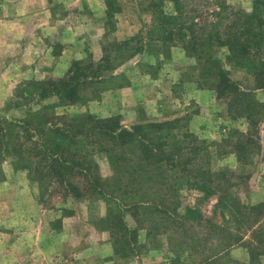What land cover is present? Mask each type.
<instances>
[{"label": "rangeland", "instance_id": "374dc122", "mask_svg": "<svg viewBox=\"0 0 264 264\" xmlns=\"http://www.w3.org/2000/svg\"><path fill=\"white\" fill-rule=\"evenodd\" d=\"M115 1L114 6L118 5L120 11L123 7L134 11L130 17L134 35L128 38V45H120L128 39L116 31L114 13L107 20L105 34L100 37L98 33L92 38L102 44L101 48L92 43L90 53L88 51L81 60L85 64L92 60L96 66L104 56L109 58L99 68L100 78L93 79L92 85L83 93L88 101L56 108L55 113L91 114L100 119L117 117L127 129L137 124L182 119L183 130L203 141L206 153L192 167L191 173H184L180 167H166V184L174 192H168L167 185L162 187L164 191L160 186L153 187L159 190L155 194L150 192V199L144 204L149 209L143 212L145 223L141 226L134 219L133 199L124 186L128 179L124 171L121 172L120 187L114 190V204L88 196L74 200L62 191L53 195L47 180L42 181L44 186H39L26 169L17 166V162L1 158L0 182L6 179L4 174L10 170L25 174L26 180L10 178V186L6 184L4 192L0 191V264H134V259L140 260L141 264H206L204 261L229 242V238H242L243 241L231 248L222 260L216 257L215 264H264V217L258 220L251 210L264 204V107L259 109L255 125L248 126L245 119L236 118L227 99L218 98L212 87L214 79L207 73L210 65L205 54V60L197 61L188 57L179 44L164 46L162 41L148 42V33L154 29L156 9L147 8L148 0ZM255 1L183 0L185 7L180 21L183 24L190 20L196 24L213 22L215 19L209 16L210 12L218 11L219 4L250 13ZM103 2L106 4L105 0ZM163 10L176 15L170 3H166ZM257 11L264 16V0L257 4ZM223 15L224 23L231 21L227 13ZM59 50L56 46L54 53ZM211 50L230 81L264 106V91L254 90L253 71L247 63L228 62L225 48ZM133 58L140 60L127 63ZM134 75H141L138 81L141 91L131 103L129 97L124 98L118 92L129 87V78ZM147 76L165 79L160 88L154 87L159 89L160 97L153 103L151 96H146L147 91L151 92L146 85L152 84ZM13 96L0 107V114L14 100ZM19 101L15 99V102ZM52 102L55 99L41 105ZM37 108L38 105H31L20 110L11 109L5 115L9 119L23 120ZM195 117L200 119L196 126L191 125ZM240 133H248V136L242 138ZM237 143L242 149L236 154ZM184 157L187 155L183 154ZM94 161L103 179L113 178L110 162L104 154H96ZM207 169L214 174L211 195L185 185L187 180L200 182V175ZM17 189L19 192L25 190L27 195V201L20 195L21 205L16 197ZM220 198L221 203L218 202ZM113 227L114 237L111 236ZM70 228L78 233L89 231L87 241L80 243L79 235L66 237L65 231ZM64 232V237L58 239L57 236ZM20 235L23 238L18 241ZM98 242L109 244L111 255L107 256L108 251L98 247ZM246 242L249 248L245 247ZM116 248L117 253H114ZM86 249H90L91 257H84ZM97 249L98 258L94 259ZM252 255L256 260L251 263Z\"/></svg>", "mask_w": 264, "mask_h": 264}, {"label": "trees", "instance_id": "16d2710c", "mask_svg": "<svg viewBox=\"0 0 264 264\" xmlns=\"http://www.w3.org/2000/svg\"><path fill=\"white\" fill-rule=\"evenodd\" d=\"M148 1L147 8L156 9L154 29L148 33V42L162 41L164 46L179 44L188 57L196 58L197 61L205 60V54L210 65L207 73L214 79L212 87L217 97L227 99L236 118L245 119L248 126L255 125L263 104L230 81L211 49L225 48L228 62H246L253 71L254 90L264 91V16L257 11V4L261 0L255 1L250 13L234 10L227 4H219L218 11L213 10L209 15L215 21L205 24H196L192 20L183 24L180 21L185 7L183 0ZM105 3L109 21L114 13H120V7L114 6L115 0H105ZM166 3L172 4L175 16L164 12ZM223 13L228 14L230 22H223ZM129 41L130 39L120 45H128ZM108 61V56L101 58L96 66L92 60L86 64L83 61H73L62 79L31 80L20 84L13 94L14 100L0 114V160L17 162V166L26 169L39 186H44L42 181L47 180L53 195L62 191L74 200L88 196L112 204L116 200L114 190L120 187L121 172L124 171L128 175L124 186L129 189L127 193L133 199L134 219L141 226L145 223L143 212L149 209L144 204L150 199V192L155 194L159 190L153 187L162 188L167 185L166 190L174 192L166 184V167H180L184 173H191L192 167L205 155L206 147L194 134L183 130L182 119L137 124L127 129L117 117L100 119L91 114L55 113L56 108L86 103L88 100L84 91L92 85L93 79L100 78L99 68ZM15 99L21 102H15ZM51 99H55V102L41 105ZM31 105H38V108L23 120L9 119L5 115L11 109L20 110ZM239 135L245 138L248 133ZM241 149V144L237 143L236 154ZM96 154L107 157L113 178L103 179L100 176L94 161ZM183 154L187 157L183 158ZM237 158L239 161V156ZM188 165H191L190 169L187 168ZM213 179L214 174L207 169L200 175V182L187 180L185 185L204 195H211L214 192L211 188ZM218 202L221 203L222 198ZM251 210L258 220L264 217V204ZM113 231L114 227L111 228L112 237ZM242 241V238H229V242L226 241L222 248H218L204 262L215 264L216 257L222 260ZM116 242L114 240V244ZM135 243L134 233V245ZM245 247L249 248L248 242ZM115 252L117 253V248L114 249ZM250 259L251 263L256 260L253 255Z\"/></svg>", "mask_w": 264, "mask_h": 264}, {"label": "crops", "instance_id": "0c3cea01", "mask_svg": "<svg viewBox=\"0 0 264 264\" xmlns=\"http://www.w3.org/2000/svg\"><path fill=\"white\" fill-rule=\"evenodd\" d=\"M106 12L107 8L103 0H0V107L14 94L20 84L31 80L62 79L73 61H81L85 54L90 53L89 47L92 43L95 47L101 48L102 44L97 40L92 41V38L98 33L100 37L105 34L108 20ZM133 14V10H126L124 7L120 13L114 14L116 31L126 39L134 35V25L130 19ZM56 46H59L60 50L54 53ZM180 55L183 56L182 53ZM136 59L133 58L127 63H133ZM127 63L125 65H128ZM139 79L141 75L131 76L129 87L118 92L122 93L124 98L129 97L131 103L140 95ZM149 79L152 84L148 82L146 89L151 92L147 91L146 96L150 95L153 103L155 98L160 97L159 89L154 87L160 88L165 79ZM199 120L198 117L193 118L191 125L196 126ZM20 174L22 178L14 171L6 172L4 174L6 179L0 182V191L4 192L6 184L10 186V178L25 181V174ZM17 175L19 178L16 177ZM17 190L16 197L21 205L23 199L27 201V195L25 190L22 189L20 192L19 189ZM20 195L24 198L22 199ZM72 228L66 229V237L72 235L74 238L79 235L77 238H80V243L87 241L89 231L82 230L78 233ZM65 232L57 236L58 239L64 237ZM22 236L20 235L18 241L22 240ZM85 244L87 247V243ZM98 245L108 251L107 256L111 255L112 248L109 244L98 242ZM83 253L85 258L91 257L90 249L84 250ZM97 254L98 249L94 259L98 258ZM134 264H141L140 260L134 259Z\"/></svg>", "mask_w": 264, "mask_h": 264}]
</instances>
